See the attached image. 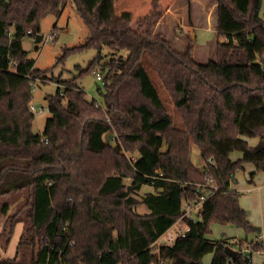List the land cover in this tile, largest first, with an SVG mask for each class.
I'll list each match as a JSON object with an SVG mask.
<instances>
[{"label":"trees","instance_id":"16d2710c","mask_svg":"<svg viewBox=\"0 0 264 264\" xmlns=\"http://www.w3.org/2000/svg\"><path fill=\"white\" fill-rule=\"evenodd\" d=\"M72 2L88 35L83 44L66 47L58 62L91 48L97 60L106 47L113 57L60 81L63 89L46 97L51 116L44 132L35 134L32 89L47 82L50 69L36 67L23 39L36 38L42 18L59 16L66 0H0V196L30 188L29 221L17 253L31 246L28 264H205L209 253L208 264H253L244 248L262 251L263 242L208 235L212 222L253 230L241 193L230 186L245 163L264 172V144L251 146L242 138L264 141L262 0H217V32L226 40L207 63L153 30L158 12L134 28L130 12H117L116 0ZM144 54L172 91L182 128L164 108ZM98 69L104 73L103 105L79 83ZM192 144L200 150L201 168L192 161ZM235 150L243 156L232 160ZM124 151L137 156L130 159ZM209 179L217 187L210 186L198 218L191 219L185 203ZM146 186L154 190L143 194ZM139 204L149 212H137ZM8 209L4 204L2 213ZM9 217L10 229L1 234L6 245L24 221ZM178 221L187 225L185 235L154 248ZM227 246L238 254L229 255ZM0 264L27 262L15 256Z\"/></svg>","mask_w":264,"mask_h":264},{"label":"rangeland","instance_id":"374dc122","mask_svg":"<svg viewBox=\"0 0 264 264\" xmlns=\"http://www.w3.org/2000/svg\"><path fill=\"white\" fill-rule=\"evenodd\" d=\"M116 10L118 13L124 11L130 12L132 15L131 24L134 28H137L138 19L158 12L160 16L153 30L168 40L174 49L180 52L191 50L193 58L200 63L216 60L218 44L226 40L225 37L218 36L217 32V0H116ZM260 16L264 19V0H262ZM55 25H57V28H55ZM40 26V34L43 35L42 41L37 42L35 37L27 36L23 39V47L27 51L28 56L35 60L37 68L50 69L45 77V81L47 82L39 83L32 89V103L36 107L43 105L48 108L46 97L49 94H55L59 87L62 89L64 87L59 82L73 78L81 69H87L91 62L97 60L98 51L91 48L74 52L66 55L61 62H58L66 47L83 44L88 35V28L72 0H66V5L59 16L48 14L43 17ZM111 57H113L111 50L107 47L104 48L101 59L98 58L97 60L99 61V67L100 64L103 65L108 62ZM143 62L159 91L164 108L172 118L174 126L182 128V114L175 105L172 91L163 84L157 71L152 67L147 54H144ZM95 72L101 73L104 79V73L101 70L98 69ZM102 82L98 81L94 74H86L79 80V83L87 93V97L95 99L103 105L105 88ZM50 116L49 110L45 113H35L33 123V132L35 134H42L44 132L46 121ZM235 152L238 153L239 151ZM125 155L130 159H134L137 153L130 151L125 152ZM191 158L194 165L201 168V153L195 144L191 146ZM239 177L241 178L240 174ZM125 182L128 186H131L130 178L125 179ZM255 182L256 184H264L259 181V177ZM148 190L153 191L154 189L146 186L143 188L142 193L144 194ZM29 193L30 188H27L23 191H13L11 194L0 196V226L3 227V233L7 234V231L10 229L11 217L7 218L8 216L13 215V218H15L18 215L19 219L24 220V225L28 224ZM259 194H244L240 198V203L251 204L252 200V209H247V211H252V214H249L258 220V227L264 229V224L261 221V210H259L257 215L255 214L257 213L255 210L256 206H260ZM6 203H8L9 209L4 214L2 213V207ZM135 209L139 213L149 212L148 207L144 204L137 205ZM196 214L197 208H194L191 215L196 218ZM182 226H184L183 222L178 221L174 224L160 237L154 248L158 249L161 244L169 243V236H172L173 241ZM251 226L255 225L251 223ZM210 229L211 233L208 236L212 239H220L223 234L245 238L247 234L251 233V231L249 232L234 224L222 225L216 222L210 224ZM11 251L12 245L7 248L5 238L0 235V260L16 256L18 262L24 261L28 264L32 259L33 250L31 246L23 245L18 253V249L17 251L13 250V253ZM259 255H254L255 264H264V255L263 257ZM212 257L213 253L204 256V263L208 264L212 260Z\"/></svg>","mask_w":264,"mask_h":264},{"label":"crops","instance_id":"0c3cea01","mask_svg":"<svg viewBox=\"0 0 264 264\" xmlns=\"http://www.w3.org/2000/svg\"><path fill=\"white\" fill-rule=\"evenodd\" d=\"M242 138L245 139L249 143V145H251V146H258L261 142L260 137L242 136ZM235 151H239V150H235ZM235 151H233L230 154V158L232 160L240 159L243 156V153L241 151H239L238 153ZM239 174L241 175V178L239 177ZM263 174H264V172H260V171L256 170V167L254 164L245 163L244 168L239 169L236 172L235 181H233L231 183V186H230L232 189H235L241 193L240 198H242V195H244V194L245 195H248V194L251 195L254 193H260L259 194L260 206L259 207L256 206L255 210L257 213H255V214L257 215L259 213V210H261L262 224H264V222H263V220H264V184H261V183L256 184L255 181L259 177V181L264 183V175ZM148 191H150V190H148ZM240 204L244 209L247 210V209H252L253 202L251 200V204L250 203H248V204L240 203ZM198 212H199V209L197 208L196 218H198V214H199ZM247 213H248V220L250 219L249 220L250 223H252L258 227V225H257V223H259L258 220L254 219L253 215H250V214H252V211H247ZM182 227L184 228L185 224ZM24 228H25V225H24L23 221H20L16 224L13 236H12L9 244L7 245V248H9L10 245H12L11 253H13V250L17 251L19 240H20V238L24 232ZM260 228H261V231H257L255 229H253L251 231V233H249V235L247 234L245 236V238H241V237H237V236L232 237L231 235H225V234H223L221 238H235L236 240L247 239L248 241H246V244L249 243L250 241H252V242L253 241L263 242V244H264V229H262V227H260ZM2 229H3V227L0 226V235L2 233ZM171 241H172V236H169L168 242L170 243ZM255 254H258V255L260 254L259 256L263 257L264 249L262 251H254V253L252 254L253 264H255V261H254V255Z\"/></svg>","mask_w":264,"mask_h":264},{"label":"built area","instance_id":"2783aa9c","mask_svg":"<svg viewBox=\"0 0 264 264\" xmlns=\"http://www.w3.org/2000/svg\"><path fill=\"white\" fill-rule=\"evenodd\" d=\"M29 33H31V31H29ZM53 34V33H52ZM54 35V34H53ZM48 39V38H47ZM94 76L96 77V79L98 81H103V76L101 73L95 72L94 71ZM30 109L31 111L35 114V113H45L46 111H48L49 109L44 107L43 105L36 107L33 103L30 105ZM210 181V185L206 184V185H202L204 188L201 189V194L193 201L191 202H186L185 203V215L188 216L191 219H196L191 215V212L194 208H198L200 210V207L202 205V202L205 200L206 196L209 193V188L210 186L213 188H216L217 185L214 181V179H209ZM188 230L187 225H185L184 228H180L177 236H184L186 231ZM254 249L251 246H246L244 248V252L246 254L247 257L250 258V260H252V254L254 253ZM156 252V251H154Z\"/></svg>","mask_w":264,"mask_h":264},{"label":"water","instance_id":"95a60500","mask_svg":"<svg viewBox=\"0 0 264 264\" xmlns=\"http://www.w3.org/2000/svg\"><path fill=\"white\" fill-rule=\"evenodd\" d=\"M43 39V35L41 34H37L36 36V41L37 42H40L42 41ZM264 144V141H261L260 144L258 146H261ZM131 188V186H129V189ZM253 229L257 230V231H261V228L260 227H257V226H253ZM226 251L229 255H231L232 257H235L237 254H238V251L234 250L232 247L230 246H227L226 247Z\"/></svg>","mask_w":264,"mask_h":264}]
</instances>
